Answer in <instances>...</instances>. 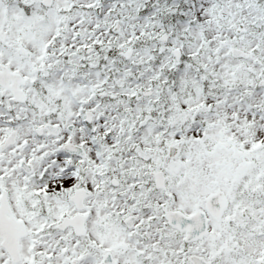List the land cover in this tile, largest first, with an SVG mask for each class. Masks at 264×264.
<instances>
[{"label":"snow or ice","instance_id":"obj_1","mask_svg":"<svg viewBox=\"0 0 264 264\" xmlns=\"http://www.w3.org/2000/svg\"><path fill=\"white\" fill-rule=\"evenodd\" d=\"M0 264H264V0H0Z\"/></svg>","mask_w":264,"mask_h":264}]
</instances>
